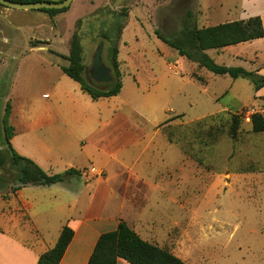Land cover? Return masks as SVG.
Segmentation results:
<instances>
[{"label":"rangeland","instance_id":"rangeland-1","mask_svg":"<svg viewBox=\"0 0 264 264\" xmlns=\"http://www.w3.org/2000/svg\"><path fill=\"white\" fill-rule=\"evenodd\" d=\"M241 4L76 0L57 26L36 18L47 17L41 10L0 12V193L8 188L14 193L20 185L5 132L16 105L10 96L20 60L34 57L29 48L42 44L49 52L36 56L67 67L76 33L90 82L99 44L104 43L102 57L109 68L112 48L119 47L123 88L112 107L126 113L145 135L125 161L131 164L149 143L137 172L164 179L155 188L169 193L163 205L169 208L170 238L163 249L188 264H264V133H255L251 123L254 114L264 117V96L249 79L233 80L199 68L157 35L174 38L186 22L198 28L226 23L238 15ZM19 13L27 14L12 16ZM206 53L219 65L264 76L262 42ZM101 85L105 89L109 84ZM21 112L27 115L26 109Z\"/></svg>","mask_w":264,"mask_h":264},{"label":"crops","instance_id":"crops-1","mask_svg":"<svg viewBox=\"0 0 264 264\" xmlns=\"http://www.w3.org/2000/svg\"><path fill=\"white\" fill-rule=\"evenodd\" d=\"M75 2L55 16H35L57 26ZM10 10L4 7L0 12H22ZM238 12L226 23L260 17L264 27V0H242ZM19 14L12 16L27 13ZM257 42L264 43V38L239 45ZM29 52L34 57L20 60L10 96L11 102L16 101L10 144L49 176L71 169L80 175L49 187L28 185L14 193L10 188L0 193V264H37L55 246L65 226L74 231V237L60 264H88L100 237L115 231L121 221L144 241L165 248L170 223L163 199L169 193L155 190L162 177L156 180L137 172L149 143L131 164L125 161L145 135L126 113L112 107L121 92L93 100L64 73L63 65L35 55L49 52L48 46H32ZM232 56L241 58L240 54ZM25 61L34 67L26 68ZM257 94L264 96V89ZM117 264L129 263L119 259Z\"/></svg>","mask_w":264,"mask_h":264},{"label":"trees","instance_id":"trees-1","mask_svg":"<svg viewBox=\"0 0 264 264\" xmlns=\"http://www.w3.org/2000/svg\"><path fill=\"white\" fill-rule=\"evenodd\" d=\"M16 2H37L38 0H12ZM2 6V5H1ZM63 10H41L51 16L66 12ZM123 27L119 30L118 40L122 36ZM158 37L176 49L181 57L197 64L199 68L219 76H229L233 80L239 78L249 79L254 84L255 91L264 87V76L258 72L248 71L242 67H227L217 64L206 52L208 50H219L242 43L251 42L264 38V27L260 17H253L246 21L223 23L212 27L198 28L185 23L184 29L174 38H166L157 32ZM107 36L104 35V39ZM69 66L63 68L64 73L75 82L79 83L82 90L89 94L93 100L100 98H111L120 94L122 85V73L119 63V47L115 45L111 51V69L113 82L106 85L107 88H100L98 84L86 76L87 68L83 62V50L80 45V38L75 33L71 40V50L67 57ZM252 129L255 133H264V117L261 114H254L251 117ZM6 138L11 152L13 166L17 170V181L20 183L13 192L22 186H44L64 182L68 176L80 175L76 170H69L62 175L49 176L33 161L18 155L10 144L13 136V129L7 127ZM236 134V129H232ZM74 231L65 226L61 231L55 246L41 255L37 264H60L71 241ZM123 259L129 264H186L180 258L173 255L166 249L144 241L125 222L121 221L118 228L109 233L103 234L95 247L88 264H117Z\"/></svg>","mask_w":264,"mask_h":264},{"label":"water","instance_id":"water-1","mask_svg":"<svg viewBox=\"0 0 264 264\" xmlns=\"http://www.w3.org/2000/svg\"><path fill=\"white\" fill-rule=\"evenodd\" d=\"M74 0H63L60 2H16L12 0H0V5L20 11H33V10H63L68 8ZM103 47L104 43H100L94 56L93 67L90 71L91 79L98 84H110L113 82L112 69L107 67L103 62Z\"/></svg>","mask_w":264,"mask_h":264},{"label":"flooded vegetation","instance_id":"flooded-vegetation-1","mask_svg":"<svg viewBox=\"0 0 264 264\" xmlns=\"http://www.w3.org/2000/svg\"><path fill=\"white\" fill-rule=\"evenodd\" d=\"M91 77V76H90Z\"/></svg>","mask_w":264,"mask_h":264}]
</instances>
